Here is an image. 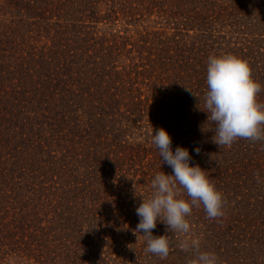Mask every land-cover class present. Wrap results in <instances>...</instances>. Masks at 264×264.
I'll use <instances>...</instances> for the list:
<instances>
[{
  "label": "trees",
  "instance_id": "trees-1",
  "mask_svg": "<svg viewBox=\"0 0 264 264\" xmlns=\"http://www.w3.org/2000/svg\"><path fill=\"white\" fill-rule=\"evenodd\" d=\"M222 54L248 61L264 105V0H0V264H189L192 239L218 264H264V140L219 146L203 112ZM158 128L223 194L188 234L157 222L166 258L135 232L172 173Z\"/></svg>",
  "mask_w": 264,
  "mask_h": 264
},
{
  "label": "clouds",
  "instance_id": "clouds-1",
  "mask_svg": "<svg viewBox=\"0 0 264 264\" xmlns=\"http://www.w3.org/2000/svg\"><path fill=\"white\" fill-rule=\"evenodd\" d=\"M207 89L204 108L207 121L214 125L213 142L219 146H231L237 138L252 141L264 140V105L258 101L261 84L252 78L248 61L232 55H210L206 73ZM151 143L158 151L161 164L172 169L171 174L158 171L151 179L152 194L142 199L135 209L139 218L135 232L141 233L146 253L166 258L171 250L169 236L153 235L157 222L167 226V232L188 234L187 217L193 207L203 206L209 218L223 215V194L199 165L192 164L187 148L176 146L163 128L151 135ZM199 153V148H194ZM188 199L181 198V191ZM181 247L195 253L189 264H218L215 253L200 251L199 241L185 240Z\"/></svg>",
  "mask_w": 264,
  "mask_h": 264
}]
</instances>
